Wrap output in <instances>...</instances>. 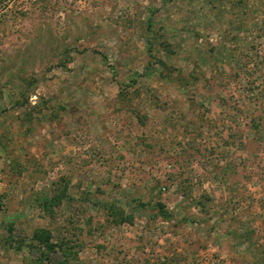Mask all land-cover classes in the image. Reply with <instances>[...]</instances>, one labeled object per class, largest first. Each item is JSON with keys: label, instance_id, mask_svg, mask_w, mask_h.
<instances>
[{"label": "rangeland", "instance_id": "rangeland-1", "mask_svg": "<svg viewBox=\"0 0 264 264\" xmlns=\"http://www.w3.org/2000/svg\"><path fill=\"white\" fill-rule=\"evenodd\" d=\"M0 264H264V0H0Z\"/></svg>", "mask_w": 264, "mask_h": 264}, {"label": "trees", "instance_id": "trees-1", "mask_svg": "<svg viewBox=\"0 0 264 264\" xmlns=\"http://www.w3.org/2000/svg\"><path fill=\"white\" fill-rule=\"evenodd\" d=\"M35 239L43 246L45 251H47L45 253L51 252L52 250L54 251L55 245L51 243V236L48 233L36 235Z\"/></svg>", "mask_w": 264, "mask_h": 264}]
</instances>
